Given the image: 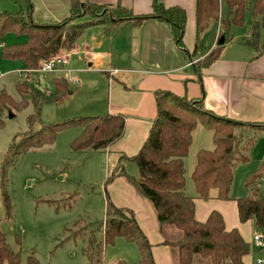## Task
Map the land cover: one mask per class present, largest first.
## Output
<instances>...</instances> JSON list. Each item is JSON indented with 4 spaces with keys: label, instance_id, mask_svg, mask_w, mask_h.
I'll return each instance as SVG.
<instances>
[{
    "label": "trees",
    "instance_id": "1",
    "mask_svg": "<svg viewBox=\"0 0 264 264\" xmlns=\"http://www.w3.org/2000/svg\"><path fill=\"white\" fill-rule=\"evenodd\" d=\"M195 32L198 39L210 26L218 25L219 37L232 27H244L246 11L251 10L252 22L244 42L256 51V57L264 54L260 32L264 22V0H194ZM220 2L225 4V15L220 17ZM88 17V21H79ZM154 19L171 25L174 41L182 48L186 23L184 9L165 7L155 0L149 14L135 15L116 0L113 5L97 3L81 4L71 0L69 15L59 23H34L30 15L21 12L0 11V38L7 34L25 35L27 41L20 45L1 46V57L18 60L21 69L34 70L42 61L69 53L82 33L91 26H102L105 32H112L125 23L139 26L143 21ZM222 46L214 47L202 60L196 62L193 71L200 81L201 70L218 59ZM39 77L30 75L16 85L19 94H27L28 86L35 90L29 93L33 99V112L27 116L31 130L33 124L40 128L19 136L8 148L1 168V191L6 215L11 205L7 192V170L14 165L18 156L29 148L52 144L58 134L70 127L81 128L80 135L71 142L73 151H105L124 134L125 118L122 115H104L74 118L42 125L39 122L41 107L55 103L68 92L67 81L53 79V92L38 88ZM33 82V83H30ZM31 89V90H33ZM48 93V94H47ZM36 95V96H35ZM27 100L15 102L4 91H0V108L20 109L27 107ZM157 114L152 121L148 136L139 152L132 156H120L109 169L103 188L105 195V218L96 227L76 222L71 229H65L69 238L86 237L83 253L88 264H104L106 247L117 238L135 243L139 254L138 264H156L152 245L140 229L134 212L115 206L107 192V186L117 177H124L137 192L153 207L163 244L177 255L176 264H243L250 246L236 230L227 231L220 213L212 211L205 222L195 219V200L207 201L215 190V199L229 201L230 187L236 163L249 160L252 142L246 133H264V124L241 122L217 116L203 109L201 102L177 96L168 91H157L155 95ZM201 125L212 133V150H200L196 154L191 172L195 197L185 193L184 159L188 155L192 133ZM236 130L239 132L237 133ZM132 161L138 177L129 176L124 163ZM264 178V160L259 168L244 182L246 195L236 199L240 223L251 221L255 232L264 234V195L257 187ZM178 231V233L176 232ZM98 234L101 238L98 239ZM171 239H170V237ZM174 253V252H173ZM174 253V254H175ZM0 264H20L19 253L9 247L5 235L0 231ZM28 264H38L30 257ZM116 264H127L119 260Z\"/></svg>",
    "mask_w": 264,
    "mask_h": 264
},
{
    "label": "rangeland",
    "instance_id": "2",
    "mask_svg": "<svg viewBox=\"0 0 264 264\" xmlns=\"http://www.w3.org/2000/svg\"><path fill=\"white\" fill-rule=\"evenodd\" d=\"M55 1L59 0H0V11L14 13L22 11L24 15L28 13L31 20L38 24L39 13L45 12L46 7L52 8ZM225 11V4L220 2V17L225 15ZM245 17L244 27H232L230 31V36H234L236 42L242 41L249 30L252 22L250 9L246 11ZM88 20V17H83L79 21ZM116 30L105 32L104 27L99 25L87 28L76 40L75 49L62 55L67 58L65 66L42 74H34L39 77L36 83L38 88L45 93H52L53 79L60 77L56 71L60 69L70 71L68 77L63 78L67 81L70 94L67 92L55 103L42 105L40 124L48 125L74 118L103 116V109L107 105L108 77L95 70L99 69L97 67H102L104 72H112L114 69L127 68L129 63H133V55L127 51L128 39L124 35L128 29ZM26 41L25 35L7 34L0 38V45L2 43L6 46L20 45ZM98 42L100 44L96 46ZM260 42L264 46V22L260 32ZM88 52L89 55H100L98 59L101 60V66H89L91 62L86 56ZM20 65L18 60L3 59L0 51V91H4L15 102L27 100V107L18 110L0 108V173L4 156L13 142L24 133L40 128L38 122L33 124L31 130L27 124V116L32 114L34 108L32 101L38 98H31L29 93H35V90L30 86L27 94H19L16 90L20 80L14 70L20 68ZM198 130L203 132V136H211V132L206 129L199 127ZM194 131L196 134L197 131ZM80 133L81 128L78 126L70 127L60 132L52 144L29 148L18 156L14 165L7 170V192L11 205L9 216L6 215L3 206L0 177V231L5 235L12 251L19 253L20 264H28L30 257L35 258L38 264H88L87 257L83 253L86 237L69 238L70 232L67 233L65 229H71L78 221L92 227L103 222L105 218L103 184L107 174L102 168V153L88 149L84 151L71 149V142ZM246 136L252 142L249 160L245 163H236L230 192L246 191L245 179L253 174L264 160V133L248 131ZM201 141L203 142V139ZM205 144L210 147L211 139ZM196 147L197 140L184 160L186 180L184 191L192 197H195V190L190 173L196 160ZM111 168L112 166L109 167ZM124 169L129 176L138 177L134 162H125ZM118 179L123 180L126 183L124 185L130 186L124 177L115 178L106 188L111 201L112 195L108 187ZM257 189L264 195V178ZM214 191H211L210 196H213L212 193L215 194ZM113 195L120 199L122 192ZM148 204L155 215L152 205L149 202ZM176 232L178 233L177 230ZM248 235L250 252L247 257L250 264H256L258 260L264 261V251L255 245L252 230ZM100 238L101 234H98V239ZM170 252L171 263L176 264L177 255L175 251ZM119 260L127 264L139 263L135 243L117 238L113 245L106 247L104 264H116Z\"/></svg>",
    "mask_w": 264,
    "mask_h": 264
},
{
    "label": "crops",
    "instance_id": "3",
    "mask_svg": "<svg viewBox=\"0 0 264 264\" xmlns=\"http://www.w3.org/2000/svg\"><path fill=\"white\" fill-rule=\"evenodd\" d=\"M153 1L122 0V5L130 9L133 14L142 15L152 11ZM155 1L162 3L165 7L177 6L184 9L186 23L182 48L176 45L170 24L149 19L139 26L125 23L116 30L128 29L124 35L128 39L127 51L132 53L133 63H129L127 68L104 72L102 67H97L101 66V60L98 59L100 55H89V52L86 55L91 62L89 66L99 68L95 71H100L108 77L106 79L107 105L103 109V116L122 115L125 118L123 136L105 151H99L103 155L102 168L106 174L109 167H113L120 156L132 157L141 149L157 114L155 104L157 91H168L177 96H185L189 100H199L203 109L220 117L264 124V54L256 57V51L246 45L244 38L236 42L234 36H230L231 28L226 35V42L221 47L218 59L201 70L199 81L193 66L216 47L219 38L218 25L213 24L197 39L194 0ZM80 2L113 5L116 0H80ZM70 3L71 0L55 1L52 8L46 7L45 12L39 13L38 24L57 23L63 20L69 15ZM202 43L203 46H201ZM99 44L98 42L96 46ZM74 49L75 46L70 52ZM21 67L22 64L14 71ZM56 73L60 74L58 78L66 79L70 71L58 70ZM18 80H21L19 76ZM199 127L205 130L198 125L195 128L197 133L195 134V131L192 133L191 146L197 140L195 159L198 151L212 150V133L211 136H203V132L198 130ZM210 139L211 146L208 147L205 143ZM124 184L126 183L123 180L118 179L108 187L113 204L134 212L140 229L152 245L156 264H172L171 250L163 244L158 223L147 200L131 184L130 186ZM120 191L122 197L117 199L113 194ZM212 195L207 201L195 200V219L198 222H205L209 214L216 211L222 216L226 230L236 229L247 242L250 230L253 234L255 230L251 221L240 223L236 206V199L244 197L246 191L230 192L231 199L227 202L215 199L214 193ZM243 264H250L247 256L243 259Z\"/></svg>",
    "mask_w": 264,
    "mask_h": 264
},
{
    "label": "built area",
    "instance_id": "4",
    "mask_svg": "<svg viewBox=\"0 0 264 264\" xmlns=\"http://www.w3.org/2000/svg\"><path fill=\"white\" fill-rule=\"evenodd\" d=\"M67 63L66 56H54L49 58L48 60L42 61L36 69L28 70V69H18L16 72L19 75L21 80L29 78L30 75H34L36 73L42 74L45 72L56 70L58 67H63ZM61 70V69H60ZM58 71V70H57ZM66 71V70H65ZM69 71V70H68ZM66 71V72H68ZM253 241L255 245L263 249L264 248V234L262 232H255L253 234ZM258 264H264V261H257Z\"/></svg>",
    "mask_w": 264,
    "mask_h": 264
},
{
    "label": "water",
    "instance_id": "5",
    "mask_svg": "<svg viewBox=\"0 0 264 264\" xmlns=\"http://www.w3.org/2000/svg\"><path fill=\"white\" fill-rule=\"evenodd\" d=\"M226 33L225 34H223V35H221L219 38H218V40H217V42H216V46H223L224 44H225V42H226ZM68 94H70V92H68Z\"/></svg>",
    "mask_w": 264,
    "mask_h": 264
}]
</instances>
